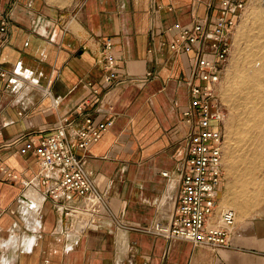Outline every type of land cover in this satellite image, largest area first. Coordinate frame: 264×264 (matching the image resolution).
Returning <instances> with one entry per match:
<instances>
[{
    "label": "crops",
    "instance_id": "obj_1",
    "mask_svg": "<svg viewBox=\"0 0 264 264\" xmlns=\"http://www.w3.org/2000/svg\"><path fill=\"white\" fill-rule=\"evenodd\" d=\"M216 3L0 0V15L9 21L0 33V65L12 73L0 76V164L19 175L0 170V264H264V213L235 226L222 248L121 226L149 227L174 208L191 61L169 43L176 23L191 27L217 13ZM107 37L120 73L110 86L97 62ZM82 102L95 121L112 118L88 149L74 148L108 203L94 227L70 225L43 196L34 154L3 147L23 134L50 133L65 116L79 127L83 118L75 108ZM31 190L42 197L40 205Z\"/></svg>",
    "mask_w": 264,
    "mask_h": 264
},
{
    "label": "built area",
    "instance_id": "obj_2",
    "mask_svg": "<svg viewBox=\"0 0 264 264\" xmlns=\"http://www.w3.org/2000/svg\"><path fill=\"white\" fill-rule=\"evenodd\" d=\"M251 1L217 0V13L198 19L191 27L180 23L174 25L178 32L169 43V48L181 55L190 54L191 61L186 80L189 102L182 115L188 130L181 162L179 194L166 221H157L149 227L121 224L122 227L168 239L184 238L194 244L214 248L230 244L236 212L229 207L218 208L224 184L226 117L220 93L234 30ZM259 3L264 6V0H259ZM8 23L7 18L0 15L1 34L7 32ZM97 62L104 72L106 85L110 86L120 74L114 42L110 37L101 39ZM152 73L148 71L147 74L150 76ZM10 74L0 65L2 78ZM75 113L83 118L79 127L73 126L74 119L65 116L50 133L23 134L5 142L3 147L18 146L21 154H34L41 168L39 183L45 186L43 196L64 212L70 225L94 227L108 209V203L87 172L84 159L75 153L74 148L88 149L109 128L112 118L95 121L85 102L76 106ZM68 129H71L70 135ZM0 170L12 179L19 176L3 164H0ZM164 174L168 175V172ZM78 197L84 198L83 203H70Z\"/></svg>",
    "mask_w": 264,
    "mask_h": 264
},
{
    "label": "bare ground",
    "instance_id": "obj_3",
    "mask_svg": "<svg viewBox=\"0 0 264 264\" xmlns=\"http://www.w3.org/2000/svg\"><path fill=\"white\" fill-rule=\"evenodd\" d=\"M252 13L255 14L251 19L252 22H250L251 17L247 16L241 19V21L239 20L240 22H238L235 28V42H233L236 44L245 42V58L243 60V56L241 57L243 60V64H241L239 61L240 57H236L234 79L229 84V89L224 92L225 97H228L233 106H236L235 109H237L238 113L234 119V124H232L233 128L230 130L229 142L231 149L227 153L230 170L235 174L236 179L229 186V189L227 187L228 190L222 200L226 205H230L229 208L238 211L241 215L250 211L253 205L262 200V197H260L261 190H255L257 189L255 188L253 191H250L251 189L247 187L248 184H254L255 182L252 176L247 175L253 174L249 168L253 165H248L245 162L248 155L254 157L256 154L258 156L261 154L260 157L263 156L262 164L264 166V155L262 153L263 150L260 148L261 146L252 144L251 147V143H248L253 138L258 141L256 133L261 132L264 126V81H262L264 74V42L262 39V35H264V17H259V13L256 10H253ZM257 59L261 61L259 62L261 65L250 73L247 71L248 66L246 64L250 65ZM259 137L263 136L259 134ZM247 149L250 153L244 152ZM241 154L244 155L242 156ZM28 194L31 197L34 196L33 198L40 205L42 200L40 195L32 192V190L28 191Z\"/></svg>",
    "mask_w": 264,
    "mask_h": 264
},
{
    "label": "rangeland",
    "instance_id": "obj_4",
    "mask_svg": "<svg viewBox=\"0 0 264 264\" xmlns=\"http://www.w3.org/2000/svg\"><path fill=\"white\" fill-rule=\"evenodd\" d=\"M253 10H256L257 13H259L258 14L259 17H262V16L264 17V6L259 3V0H252L248 4L247 8L244 10L241 19H244L245 17L249 16V17H251L250 22H252L251 19L253 18V15H255L254 13H252ZM241 19H240V21H241ZM235 33H236V29L234 30V33H233V41H234ZM262 39L264 42V35H262ZM234 42L232 45V49H231L230 57H229V60L227 63V67L225 69V72H224L223 78H222V82H221L220 97H221V101H222L223 106H224L225 111H226V117L224 120V133H225L224 156H223L224 184L221 188V195H220L219 200H218V202H219L218 208L230 207V205H226V203L222 199H223V196L226 193V191L229 189V186H231L235 182V179H236L235 174L230 170L227 153H229V150L231 149V144L229 142V135L231 134L230 130H232V128H233L232 124H234V122H235L234 119L237 117L238 112H237V109H235L236 106H233V104L231 103V100L228 99V97L227 98L225 97L224 92L227 91V89H229L228 88L229 84L233 81L232 79H234L233 74H234V70H235L234 68L236 65L235 64L236 63L235 62L236 57H238V58L240 57L239 61L241 64H243V60L245 58V49L244 48L246 46H245L244 41L239 43L240 45L236 44ZM242 56H243V58H242L243 60L241 59ZM259 62H261V61L259 59H257V60H254V62H252V64H250L251 66L249 64H246L248 66L247 71L252 73L256 68H259L261 65V63H259ZM262 81H264V74L262 76ZM262 131L264 132V126L262 128ZM262 131L256 133V135H258V136L255 135L256 138H258V141H257V139L253 138V140L251 142L249 141L248 143L249 144L251 143V147H252V144L259 145V147L261 146L260 148L263 150L262 153L264 155V139H263L264 133ZM259 134H260V136H263V137H259ZM261 140H262V142H261ZM246 151L248 153H250L248 149L245 150L244 152L246 153ZM241 155L243 156L244 154H241ZM257 156H258L257 154L254 157L248 155L247 160L245 161V162H247L248 165H250V164L253 165V166L249 167L250 170H252L251 172H253V174L250 173L247 175L250 177L252 176V178L255 180L254 184H248L247 187H248V189H251L250 191H253L255 188H257L255 190H261L260 191V197H262L261 198L262 200H259V202H257L255 205H253V207H251V210L245 214L241 215L238 211L234 210L236 212V224H235V226L244 225L251 218L259 216L260 214L264 213V196H263V194H264V192H263L264 191V166L262 164L263 156L260 157L261 154L258 157ZM227 187H228V189H227Z\"/></svg>",
    "mask_w": 264,
    "mask_h": 264
}]
</instances>
